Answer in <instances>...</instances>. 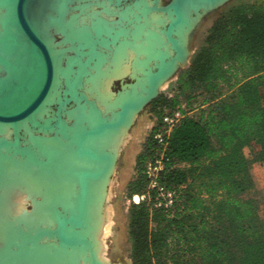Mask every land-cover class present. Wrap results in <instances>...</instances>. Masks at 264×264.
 Instances as JSON below:
<instances>
[{
    "label": "trees",
    "instance_id": "obj_1",
    "mask_svg": "<svg viewBox=\"0 0 264 264\" xmlns=\"http://www.w3.org/2000/svg\"><path fill=\"white\" fill-rule=\"evenodd\" d=\"M177 110L183 120L161 141L164 116ZM152 113L158 125L127 185L132 263L264 264L258 206L243 198L255 187L251 165H264V3L227 8ZM149 166H161L155 178Z\"/></svg>",
    "mask_w": 264,
    "mask_h": 264
},
{
    "label": "water",
    "instance_id": "obj_2",
    "mask_svg": "<svg viewBox=\"0 0 264 264\" xmlns=\"http://www.w3.org/2000/svg\"><path fill=\"white\" fill-rule=\"evenodd\" d=\"M84 1L88 0H0V9L4 11L0 17V157L12 159L17 172L26 162L30 163L33 172L39 171L38 168L44 170L48 155L43 153L39 143L61 139L71 142L82 160H91L93 164L106 162L105 169L93 168L79 173L78 213H69L60 207L61 213L56 217L55 229L40 227L35 235L31 236V232V235H27L36 240L53 238L63 247L86 245L87 239L68 234L66 229L69 226L78 230L84 227L88 182L102 179L112 166L108 154H101L90 147L91 140L122 126L131 111L141 112L158 97L157 85L164 78L176 77L181 68H177L178 60L184 61L189 53L187 47L185 51L172 36L174 30L183 24L185 5L192 2L201 4L196 9L202 13V18L232 0H171L160 8V0H155L156 11L172 16L167 27L168 39L175 51L172 63L167 70L158 69L154 73L149 81V89L137 101L133 98L125 99L118 108L116 119L100 116V111V114L96 113L100 120L95 124L84 121L80 128H73L75 116L80 110L93 111L100 107L96 100L87 97L85 86L88 82L85 79L95 67L94 62L103 56L91 55L92 49L89 46L84 48L86 55H78L76 48L71 50L67 46L71 43L54 20L61 18L59 9L62 3L66 6L64 19H68L72 13L78 12V5ZM95 6L99 8L97 3ZM52 30L62 35L60 44L64 48L56 50ZM99 42H93V51L100 54L98 47L104 46ZM82 59L84 66L79 65L78 60ZM133 83L135 81L132 79L129 88ZM120 92H124L123 85L117 93ZM21 184L18 186L22 189L24 185ZM29 210H33L32 205ZM94 260V264H102Z\"/></svg>",
    "mask_w": 264,
    "mask_h": 264
},
{
    "label": "rangeland",
    "instance_id": "obj_3",
    "mask_svg": "<svg viewBox=\"0 0 264 264\" xmlns=\"http://www.w3.org/2000/svg\"><path fill=\"white\" fill-rule=\"evenodd\" d=\"M109 1L110 0L84 1L78 5L80 6L78 12L72 13V15L68 17V19L65 18V21H64V11H65L64 9L66 6H64L65 4L62 3L59 9L62 13L61 18L59 20L57 19L54 20L56 24H61L65 30L67 29L66 32L68 33L67 35L69 39L76 40L79 42V46H78V49L80 48L79 51H81L82 48H84L85 46H92L93 41L95 40L94 36L96 37V35L99 36L98 39L101 43H107L109 40L117 43L118 45L116 47L117 49L114 48V51L112 53L103 50L102 48H99V51H103L105 53L107 52V54L109 55H116V57L120 59L119 64L117 65L112 66L113 65L112 61H109V63L105 65L101 73L106 76L102 77L101 85H99L100 87L98 85L97 87L96 86L93 87L94 85L91 86L93 87L90 88L92 91L95 89V91L99 92L97 89L99 88L100 90V93L98 94L99 99H97L94 96H91L88 93L87 90L89 86L88 84L85 86L86 93L89 94V97L96 100L102 109H104L102 105L104 104L106 110H110L112 107H115L116 101L114 97L117 96V94H119L117 92L121 90L122 85H123V90L125 88H128L129 87L128 84L132 82V79L136 82L135 77H140L142 80L150 70L157 71L155 67L156 63L159 62V64H161V62L164 60L165 62L168 63L173 58L171 45H169L167 41L164 39L165 38L164 35L162 36L160 35L161 34L160 29L165 24V22H163L164 20L161 21L160 19L165 17L164 14L153 12L150 13V15H148V19L144 17L145 14L147 13L146 9L148 7L153 6L154 3L153 0H137V1L133 0L126 3V5L122 4L118 8L115 7V5L110 4ZM170 2L171 0H160L159 5L165 6ZM95 3H97V5H100L101 7L99 6V8H96ZM239 3H252V4L260 5L264 3V0H232L216 8L215 10L207 13L202 18H201L202 16L201 14L198 20L191 28V30L186 34V47L189 51L186 61L180 65L181 68H179V70L177 71L176 77L170 78L168 81H167L168 78H166V80L159 89L160 91L158 97H160L161 95H164L166 97L173 96L179 73L189 68L194 54L204 44L208 32L212 28L214 22L220 17V15L227 8ZM3 13L4 11L0 9V17L3 15ZM199 20L200 22L196 25V23ZM165 21H167L166 18ZM161 23L163 24V26L161 25ZM59 28L61 29V27ZM120 32H122V34ZM51 33L54 38L53 42L55 44L56 50H60L61 48H64V46L60 44L63 40L62 35L57 34L54 30H52ZM69 42L71 44L67 46L71 50H73L77 46V43L73 41H69ZM161 42L163 44H161ZM166 45L167 47H165ZM144 47L146 48L145 50H143ZM91 49H93V47ZM124 51L127 52V54ZM145 53H147V55H145L146 59L142 60L143 56L141 57L142 59H140L139 56L144 55ZM155 53L157 55H155ZM91 55H99V54L96 53V51L94 52L92 50ZM154 55L157 57H155ZM159 56H161L160 58L161 60L159 59V61H157ZM167 56L170 57L171 59L167 60L166 59ZM156 58L157 60H155ZM78 61L80 66H84L85 64L84 62H81V60ZM141 64L145 68H144V72H142V75L140 76L141 73L139 71L141 69L140 68ZM134 95L136 94L134 93ZM231 96H232V92L224 89V95L222 98L228 99L231 98ZM183 107L185 108V105H183ZM198 107H199V103L196 102L194 103L192 110L191 108H186L187 114L190 117H198L199 115ZM156 125H158L157 118L152 113V102H151L147 104L143 108V110L135 116L132 125L128 129H125L123 131V133L121 134L118 140L119 142L118 143L116 142L117 145L115 144L117 161L115 162V166L110 174V177L108 178L106 186H104L105 188L103 189L104 198L98 207V211L97 209H94L93 211V215L96 217L98 223L96 221L92 225V230L90 234V236L91 237L93 236L92 238L96 242L95 249L97 252V256L99 260L103 263L106 264L132 263V260L130 259L131 243L128 233V227H129L128 209L131 201L127 197V185L135 175L136 157L141 152L143 144L145 143L153 127H155ZM165 130H166V126L163 123V125L160 128V131L158 132L159 135H162ZM43 142L44 141H41V143L39 144L40 145L44 144ZM105 142H109V141L102 140L101 142L99 140L93 143L91 142L90 146L92 147L94 145L95 149L96 147H98L97 150L99 149L102 151L103 149L102 145H104ZM41 147H43V145H41ZM44 148L48 150L51 156H53L51 170L54 174L51 172L52 175L54 177H57L58 181L59 179L60 181H62L64 179V177L62 176H64L66 173L70 174L72 172L67 168L69 167L68 164H71L68 162V160H75L70 155L72 151L65 148L58 140L47 141ZM68 156L69 157L71 156V158H69ZM28 166L29 164L27 165V167ZM7 170L13 171L11 162L2 163L1 172H6ZM250 171L255 182V187L253 190L245 193L243 195V198L250 199L256 202L258 206L259 218L264 225V165H261L259 163H254L251 165ZM8 174L9 177L11 178L14 177L12 175L10 176L9 172ZM16 179L19 180V177H17ZM21 181L25 184L27 188L26 190L17 187L14 189V191H12L11 184H9L10 183L9 180L6 183L7 186L4 188L3 191L0 192V206H1L0 207V248L3 247L2 244L5 242V240L8 239L9 234L14 229L12 223L11 224L9 223L10 220L16 222L18 219L22 217L23 220L27 222L28 220L36 221V222L38 221V223L43 226L49 223V221L46 220V216L44 215L42 210L36 208L34 204L33 197L35 196L32 195L38 196L41 192L40 188L32 180V178L25 177L22 178ZM33 184H35L36 186ZM70 185L74 189V186L72 184H69V186ZM6 189L9 191H7ZM7 193L8 195H6ZM35 199H36L35 201H40L38 198ZM134 201L138 202L139 197L138 196L134 197ZM31 205L33 207V210L35 207L34 211L29 210L31 208ZM106 210H107V214H106ZM37 213H39V215ZM104 214H106L107 216H105ZM98 216L101 217L99 218ZM105 226L107 227L106 229L104 228ZM98 237L99 238L101 237L100 241L97 240ZM51 241L52 240L47 238L43 239L38 245V248L31 250L30 256H28L26 263L23 264H43V261L44 263L46 261H51V259L49 258L51 257L49 250H51L50 247L54 242ZM99 242L105 245V248L103 246L104 250H101V252L98 251ZM56 253H57L56 257H60V255L61 256L64 255L62 251H56ZM71 254L73 255V253ZM86 257L84 256V260ZM11 261L13 262V259H11L9 262H4L2 264H10ZM77 264H85V262L81 261L78 262Z\"/></svg>",
    "mask_w": 264,
    "mask_h": 264
},
{
    "label": "bare ground",
    "instance_id": "obj_4",
    "mask_svg": "<svg viewBox=\"0 0 264 264\" xmlns=\"http://www.w3.org/2000/svg\"><path fill=\"white\" fill-rule=\"evenodd\" d=\"M88 1H91V0H88ZM129 1H133V0H110L109 3L115 5V7L118 8L122 4H125L126 5V3H128ZM153 2H154L153 3V6L152 7H148L146 9V12L147 13L145 14L144 17L146 19H148V15H150V13H153V12L164 14L165 17H163V18L160 19L161 21L164 20L163 22H165L164 26L161 23V25L163 27L160 29V33H161L160 35L161 36L162 35L165 36L164 39L167 41V43L169 45H171V51L173 52V55H174L175 54V51L173 50L174 49L173 48L174 46L171 43V41H169L168 35H167V27H168V24L171 22L172 16L170 14H168V13H165V12L156 11L154 9L155 0H153ZM199 5L201 6V4H198V3L197 4H194V2L188 3V5H185V12H184V21H183V24L180 25L177 29H175L174 32H173V35H172L175 38V40L182 47L185 48V51H186V34L191 30V28L193 27V25L195 24V22L198 20L199 16L202 14L200 11H198L196 9V8L199 7ZM158 7L160 8V5L159 4H158ZM165 18H166L167 21H165ZM64 21H65V19H64ZM110 23H112V22H110ZM59 25H60L61 29L64 31L66 38L69 41H73V42H76L77 43V46L75 48L79 52L78 55H86L87 53L84 51L85 50L84 48L85 47L88 48V46H85L84 48H82L81 51H79L80 50V48L78 49L79 42L76 41V40L69 39L68 38V35H67L68 33L66 32L67 29L65 30L64 27L61 24H58V26ZM150 25H151V22H150ZM180 32H181V34H180ZM120 33L122 34V32H120ZM94 38H95L94 41H99V39H98L99 36L98 35H96V37L94 36ZM159 41H161V40H159ZM99 43H101V42H99ZM101 44H103L104 48L98 47V49L99 48H102L103 50H106V51L111 52V53L114 51V48H116L118 46L116 42L110 41V40L107 43H101ZM161 44H163V43L161 42ZM92 47H93L92 50H94L93 44H92V46H89L90 49ZM106 47H108V48H106ZM165 47H167V45ZM145 49L146 48L144 47L143 50H145ZM127 51H128V49H127ZM125 53L127 54V52H125ZM99 55H102L103 58L100 59V60H98V62H96V61L94 62V66L95 67L93 68V70H90L89 71V75L85 79L88 83L84 80V82L89 85L88 86V89H87L88 90V93L91 96L96 97L97 99H99L98 98L99 97L98 94L100 93L99 88H97L99 92L95 91V89L92 91L90 88H93L95 86L97 87V85L98 86L101 85V79H102V77H105L106 76V75H103L101 72L103 71V68L105 67V65L107 63H109V61H112V64H113L112 66L119 64V61H120V59L118 57H116V55H109V54H107V52L105 53L103 51H100V54ZM145 55H147V53H145L144 55H140L139 58L142 59L141 57L143 56V59L142 60H144V59H146V56ZM155 55H157V54L155 53ZM173 55H172V57H173ZM155 57H157V56H155ZM160 58H161V56H159L158 60H157V58L155 60L159 61ZM166 59L169 60L171 58L167 56ZM172 59L168 63L165 62V60L162 61L161 64H159V62L156 63V65H155L156 69L157 70L159 69L160 71L167 70V68L170 66V64L173 61ZM186 59H187V57H186ZM186 59L184 61H182V60L179 61L178 60V62H177V68L181 64H183L186 61ZM81 62H84V60L82 59ZM178 63H180V64H178ZM133 68H134V65H133ZM140 68L141 69H140L139 72L141 73L140 74V76H141L142 75V72H144V68L145 67L141 64L140 65ZM155 71L156 70H150L144 76V78L142 80H141L140 77H135L136 78V82L134 84L130 85V88L129 87L128 88H125L124 89V92H120L119 94H117V96L114 97L115 98V101H116L115 102L116 104H115V107H112L110 110H106L104 104H102L103 107H104V109H102L101 107H99L97 109L98 111L97 110L91 111V109H89L87 111H85V109L84 110H80L78 112V114H76V116H75L76 122H75L73 128H80L81 125L84 123V121H87L90 124H95V122H98L100 120L99 116L96 113H98V114L101 113L100 116H103V115L104 116H110V118L114 117V119H116V117H117V115L119 113V111H118L119 109L118 108H119L120 105H122V103L125 101V99H127V98H133V99H135V101H137L140 98V96L142 95V93H145V91L149 89V81L151 80V78L154 75ZM169 79L170 78H168L167 81ZM165 80H166V78H164L159 83V85H157L158 86V91H160L159 89H160L161 85L164 83ZM91 86H93V87H91ZM129 89H133V90L132 91H129ZM134 93L136 95H134ZM89 94H87V97H89ZM138 113H139V111H131L129 113L128 117H127V120L125 121V123L122 126L116 128V129H113V130H111V131L103 134L102 136H99V137L95 138L94 140H91L92 143L93 142H96V141H99V140L101 142H102V140L109 141V142H105V144L102 145L103 146L102 151L99 150V149H98L99 150L98 151L97 150L98 147H96V149H95V146L94 145L92 147L97 152H99L101 154H108L109 155V158H110V163H111L112 166H111L110 170L103 176L102 179L88 182V191H87V196H86V215H85V220H84V227L82 229H79L78 230V229H73L71 226H69L66 229V233H68V234H76V235H79L80 237H83V238L87 239L86 240V245L83 244V245L63 247V246H61L58 243V241L56 239L43 237V238H40V239L36 240L34 237H30V236H27V235H29L30 232L32 234V235L30 234L31 236L35 235V233H37L36 230L39 229L40 227L46 228L48 230L55 229L56 228V221H57L56 217L57 216H60V213H61L59 211L60 210V207L63 208V210L68 211L69 213H78L77 210H76V207H77L76 206V203H77V199H78V194L77 193L79 191V188H78V183H79L78 175H79V173L82 170H87V169L89 170V169H93V168L94 169H97V170H101L102 168L105 169L106 162L104 161V162H102L100 164H98V163L93 164V163H91V160H85V159L82 160L83 158H80L79 157L78 153L76 152L75 146H72L71 142H69V141L65 142V141H63L61 139H49V140H45L43 142L44 144H41V145H43V147H41V145H40L43 153H46L48 155V159H47V163H46V167H45L46 169H44V170L42 168H38L39 171L33 172V169H31L32 167H31L30 163L26 162L24 164L23 168H21L20 172H17V171H15L14 164L12 162V159H10V158H6L5 159L4 156H1L0 157V184H1L0 185V192L3 191L4 188L7 186L6 183L9 180H10V183L9 184H11L12 191H14L15 188L19 187L18 184H20V183H22L24 185V186H22V188L26 190L27 188H26L25 184L21 181V179L22 178H25V177L32 178V180L38 185V187L41 190V192H40V194L38 196L32 195V196H35V197H33L35 207L36 208H39V210H42V212L46 216V220L49 221V223L45 224L46 226L45 225L43 226V225H40L38 223V221L36 222V221H29L28 220V222H27V221L23 220L22 217L20 219H18L16 222H13L12 220H10L9 223L10 224L12 223V225L14 226L13 227L14 229L9 234L8 239L5 240V242L2 244L3 247L0 248V263L1 264L4 263V262H9L11 259H13V262L11 261L12 263L10 262V264H21V263L23 264V263H26L28 256H30L31 250H33L35 248H38V245L40 244V242L43 239H45V238L50 239V240H52L54 242H53V244L50 247L51 250H49L50 256L52 257V258L49 257L51 259V261H46L45 263L43 261V264H53V263H55V264H77L78 262H81V261H84L85 264L86 263L94 264V263H96L94 259H96L97 261H99L102 264H106V263H103V262H101L99 260V258L97 256L96 249H95V243L96 242L92 238L93 236L92 237L90 236L91 230H92V225L97 221L96 217L93 215V211H94V209H97V211H98V207H99L101 201L104 198V193H103V189H105L104 186H106V183L108 181V178L110 177V174L113 171V168L115 166V162H116V159H117V155H116V152H115V148H116L115 147V144H116V142L117 143L119 142L118 140H119L121 134L123 133V131L125 129H128L130 127V125L133 123V121L135 119V116ZM50 140H58L59 142H61V144L65 148H67L70 151H72L70 155L72 156L73 159H75V160H68V162L71 163V164H68L69 167H67V168L69 170H71L72 172L70 174H67L66 173L64 176H62V177H64V179L62 181H60V179L58 181L57 180L58 178L57 177H54L52 175L53 172L51 170V164H52V158H53V156H51V154L48 152V150L44 148L46 142L47 141H50ZM120 145H122V144H120ZM54 146H57V145H54ZM64 150H66V149H64ZM71 156L70 157L68 156V157L71 158ZM3 162H11L12 163L13 171L12 170H10V171L7 170L6 172H1V168H2V163ZM28 164H29V166L27 167ZM9 165H11V164H9ZM25 166H26V168H25ZM8 172L10 173V176L12 175L14 177L13 178L9 177ZM33 173H35V174H33ZM17 177H19V180L16 179ZM69 184H72L74 186V189L72 188L71 185L69 186ZM33 185H35V184H33ZM31 186H32V184H31ZM33 187H31V188H33ZM7 191H9V190H7ZM101 192H102V194H101ZM6 195H8V193ZM35 198H38L40 201H35L36 200ZM35 207H34V210H35ZM103 211H105V210H103ZM37 214L39 215V213H37ZM106 214H107V210H106ZM106 214H104V215L107 216ZM98 217L100 218L101 216H98ZM97 223H98V221H97ZM24 227H25V229H24ZM104 228L106 229L107 227L105 226ZM19 238L22 239V242H20L21 240ZM100 238L98 237L97 240L100 241ZM4 239H5V237H4ZM30 242H31V245H29ZM54 243H55V245H54ZM103 246L105 248V245H103V243H100L99 242V244H98V251L99 252H101V250H104ZM44 250H42V251H44ZM56 251H62V253L64 255L61 256L60 253H59L60 257H56V254H57ZM71 253H73V255ZM44 254H46V253H44ZM84 256L85 257L87 256L86 257L87 260H86V258L84 260Z\"/></svg>",
    "mask_w": 264,
    "mask_h": 264
},
{
    "label": "built area",
    "instance_id": "obj_5",
    "mask_svg": "<svg viewBox=\"0 0 264 264\" xmlns=\"http://www.w3.org/2000/svg\"><path fill=\"white\" fill-rule=\"evenodd\" d=\"M183 118H184V115L180 110H177L171 114L165 115L163 118V123L166 126V133L169 134L174 127H176L177 125L181 123ZM157 138L162 141V135H158ZM159 169H161V166H158V167L149 166L148 167L149 176L155 178V173ZM153 187H155V182H153ZM168 196L171 197V194H169Z\"/></svg>",
    "mask_w": 264,
    "mask_h": 264
}]
</instances>
